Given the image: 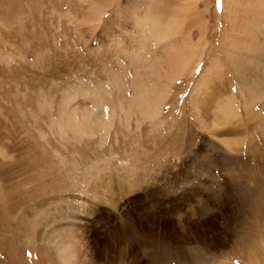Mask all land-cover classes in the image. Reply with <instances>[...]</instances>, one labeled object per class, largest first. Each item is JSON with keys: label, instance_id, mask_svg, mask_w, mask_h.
Listing matches in <instances>:
<instances>
[{"label": "rangeland", "instance_id": "obj_1", "mask_svg": "<svg viewBox=\"0 0 264 264\" xmlns=\"http://www.w3.org/2000/svg\"><path fill=\"white\" fill-rule=\"evenodd\" d=\"M92 238L264 264V0H0V264H105Z\"/></svg>", "mask_w": 264, "mask_h": 264}, {"label": "bare ground", "instance_id": "obj_2", "mask_svg": "<svg viewBox=\"0 0 264 264\" xmlns=\"http://www.w3.org/2000/svg\"><path fill=\"white\" fill-rule=\"evenodd\" d=\"M258 56L259 55H254V57L253 58H258ZM258 63H259V60L257 61ZM257 63V64H258ZM207 91V90H206ZM206 91L205 90H203V92H205L206 93ZM209 92H207L206 94H208ZM213 94V93H212ZM203 95V94H202ZM205 95V94H204ZM208 95H211L210 93L208 94ZM67 96H68V94H67ZM69 98H71V97H69ZM200 98H202V97H200ZM199 99V98H198ZM68 101H70V99L68 100ZM202 102V101H201ZM207 104H209V101H208V103ZM73 109V108H72ZM71 109V110H72ZM81 109V108H80ZM69 110V109H68ZM74 112H76V111H74ZM71 113H72V111H71ZM67 114V113H66ZM74 114V113H73ZM85 115V114H84ZM234 115V114H233ZM69 116V115H68ZM67 116V117H68ZM250 116V115H249ZM220 117V116H219ZM65 118V117H64ZM68 118H70V116L68 117ZM73 119V118H72ZM86 119V118H85ZM89 119V118H88ZM251 118H249V120H250ZM254 119V118H253ZM76 121V119L75 120H73V122H70V124H72V126H73V128L74 129H76V130H81V129H83V128H85V127H91V125L89 124L90 122H84L83 120V122L84 123H78V125H77V123L75 122ZM87 121V120H86ZM68 122V121H67ZM78 122V121H77ZM62 123V122H61ZM65 123H66V119H65ZM69 123V122H68ZM241 123V122H240ZM66 125V124H65ZM69 125V124H68ZM237 125V124H236ZM68 127H70V126H68ZM70 130H71V128H69ZM91 129V128H90ZM237 130H239V129H237ZM69 131V130H68ZM94 131V130H93ZM72 132V131H71ZM75 132H77V131H75ZM74 132V133H75ZM91 132V131H90ZM73 133V134H74ZM76 134V133H75ZM83 134H84V132H83ZM247 148H249V146H247L246 147V150H247ZM242 150V149H241ZM242 151H244L245 152V149L243 148V150ZM240 161H241V159H240ZM109 175V174H108ZM112 178V177H111ZM104 179H105V177H104ZM98 183H99V185H101V186H98V184H93V185H91V187H89V188H91V189H89L93 194H95V195H98V197L100 198L99 199V202L101 201H106V203H108L109 205H111L112 206V208L114 209H116V204L113 202L114 200H113V194H109L108 195V197H103L102 196V192H100V189L102 188V186L103 187H107V189H108V191L109 192H112V184H111V181L110 182H106V185H105V182L103 181H98ZM88 189V188H87ZM105 191V190H104ZM100 192V193H99ZM94 195V196H95ZM96 197V196H95ZM96 199V198H95ZM97 204V203H96ZM100 204V203H99ZM261 209H262V207H261ZM91 213V212H90ZM90 215V214H89ZM94 215H97V218L96 219H94V220H97L98 222H104V220H103V213L102 212H96L95 211V214ZM111 216V215H110ZM96 217V216H95ZM107 224V223H106ZM105 224V226H107ZM88 225V224H87ZM104 226V225H103ZM104 226V227H105ZM126 232H127V234H130L131 232H132V230L133 229H131L130 230V232H128V227L130 226V224H126ZM93 227V226H92ZM90 229H91V227H90ZM78 230V229H77ZM88 230V229H87ZM91 230H93V229H91ZM111 230V229H110ZM119 230V229H118ZM74 231H75V233H76V229H74ZM83 231V230H82ZM81 231V233H83ZM95 231V230H94ZM98 231V230H97ZM96 231V232H97ZM78 232H79V230L77 231V234H78ZM87 232V231H86ZM99 232V231H98ZM62 233V232H61ZM74 233V234H75ZM81 233H79V235H80V237H81ZM113 233V232H112ZM76 234V238H77V236H79V235H77ZM85 234H87V233H85ZM90 234V233H89ZM88 234V235H89ZM92 234V233H91ZM100 234V233H99ZM118 234V233H117ZM61 235V234H60ZM115 235H116V233H115ZM83 236V235H82ZM91 236V235H90ZM118 236H119V234H118ZM64 237V236H63ZM73 237H75L74 235H73ZM85 237L87 238V236L85 235ZM89 237V236H88ZM100 237H101V235H100ZM123 237V236H122ZM128 237V236H127ZM129 237H130V235H129ZM129 237H128V240H129ZM84 238V237H83ZM83 238H80V239H82V241H83ZM105 238V237H104ZM113 239H112V243L111 244H113V241H118L119 239L116 237H112ZM103 240V239H102ZM84 241H87V239H84ZM107 241V240H106ZM66 242V241H65ZM77 243V245L79 246V244H80V242H78V240L76 241ZM83 243H84V246L86 247V251L87 252H90V255H91V257L92 258H96L97 260H104L105 262V264H119V263H121L123 260H124V256H126L127 255V251H126V255H124V253H125V249H124V246H123V248L121 247V248H119V250H111L112 249V247L110 246V248L111 249H109V247H107L108 248V250L106 249V248H102L103 246H104V244H103V241H101V239L100 238H92V239H89L87 242H81V246H80V248H82L83 247ZM120 243H121V241H120ZM103 245V246H102ZM116 245V244H115ZM127 245V244H126ZM117 246V245H116ZM59 247V246H58ZM114 247V246H113ZM68 248H71V244H63V245H61L60 244V247H59V249H61V252H64V251H66ZM72 249V248H71ZM112 251H114L113 253H112ZM93 255V256H92ZM122 257H123V259H122ZM129 257V256H128ZM123 263V262H122Z\"/></svg>", "mask_w": 264, "mask_h": 264}]
</instances>
